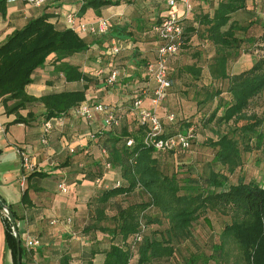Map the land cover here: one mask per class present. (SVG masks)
<instances>
[{"label":"trees","instance_id":"1","mask_svg":"<svg viewBox=\"0 0 264 264\" xmlns=\"http://www.w3.org/2000/svg\"><path fill=\"white\" fill-rule=\"evenodd\" d=\"M130 2L131 0H85L79 15L93 9L96 15L101 16L105 6ZM160 2L161 0H155L152 5L154 9H150L147 16L139 19L137 24H128L127 29L111 22L107 33L92 35L94 40H99L102 44L99 56L94 61L97 71L101 68L108 69V72L120 70L124 64L121 60L128 57L121 51L118 54L108 52L112 39L127 44L142 42L139 38L143 34L145 37L149 35L148 40L154 44L156 54L158 36L153 26L161 22L165 14ZM6 10V0H0V11L5 14ZM243 11L250 12L248 21L247 18H236ZM193 15V19L190 18L192 15L183 19L184 39L181 51L192 44L194 35H200L210 43L214 54L207 64L209 78L202 79L205 72L203 61L185 64L177 70L176 76L185 78L183 84L187 89L183 92L193 89L192 99L198 112L216 100L217 103L197 120L194 119L196 115L178 117L175 113L173 120H166L170 129L166 131L164 128L162 136L188 133L190 129L192 133L193 129H209L216 137H208L204 145L213 150V157L201 169H196L193 163L184 167L186 163L183 162L173 173L166 172L163 164L168 163L174 153L190 149L194 135L190 138L188 148L158 150L145 143L149 126L140 122L133 105L139 98H151V92H139L128 98L130 105L125 111L110 103L117 108L121 124L117 127L104 126L107 131L101 136L96 132L97 145L99 149L107 148V160L111 162L113 169H120L121 181L118 179L108 186L103 183L105 169L102 167L100 154V164H95L94 169L90 166L86 174V178L96 185V190L88 200V223L83 229V233L89 237L91 255L105 253L104 264L170 263L177 248L186 240L192 239L193 223L206 211L219 213L226 218L222 240L217 246L219 253L223 251L226 241L234 240L242 250L245 264H264V185L241 178L232 182L230 177L242 164V152L252 151V137L260 143L264 141V135L257 128L260 120L248 114L253 99L264 92V56L257 57L248 69L230 72V65L237 62L243 53H251L256 44L264 43V21L257 15L256 6L249 8L248 0H220L213 14ZM253 26H262L261 33H252ZM90 46L91 43L86 38L72 28L60 26L49 13L29 19L22 28L9 35L0 45V99L5 102L8 113L16 114L14 122L29 123L36 120L38 115L32 108L37 102L43 103V123H46L63 117L86 102L91 84L99 85L102 81L106 86L112 87L121 82L123 85L131 82L133 75L121 70L119 82L109 85L97 71L96 74H89L81 69V64L71 63V57L88 51ZM123 49L130 50L127 45ZM138 53L136 62L141 68L138 79L154 85L146 72V64L155 55L147 59L139 58ZM199 55L197 51L194 53L196 57ZM51 60L54 70L63 73L66 82L84 81L83 87L49 92L40 97L29 94L27 86L34 81L39 69L44 68ZM171 78L173 80L172 69ZM10 100H14V103L8 106L7 102ZM22 110H28L26 116L21 114ZM126 112L134 116L130 121H124ZM161 119L163 123V117ZM224 125L225 129H222ZM129 140L133 141L132 145H128ZM71 153L73 157L69 158L70 161L79 158L77 161L81 162V153ZM219 166L222 167L217 169ZM185 168L187 173L180 172ZM50 175L51 173L39 170L37 166L27 175L21 196V202L26 207L33 206L31 194L40 190L38 181ZM97 178H100L99 183L96 182ZM67 181V177L62 178L57 187L59 183ZM138 190L148 194L149 199L123 203L127 199L125 196L133 195ZM2 200L12 209L18 223L23 216H19L11 205ZM0 212L7 246L12 252L14 264H17L18 247L12 223L1 206ZM154 224H165V227L154 228ZM98 232L109 242L104 251L97 247ZM137 235L142 237L140 241L137 240ZM37 238L41 240L40 237ZM39 245L26 248L21 238V264H30L35 248ZM67 260L68 257H64L61 264H66ZM89 263L92 264V260ZM194 264H198V261Z\"/></svg>","mask_w":264,"mask_h":264},{"label":"crops","instance_id":"2","mask_svg":"<svg viewBox=\"0 0 264 264\" xmlns=\"http://www.w3.org/2000/svg\"><path fill=\"white\" fill-rule=\"evenodd\" d=\"M84 1L46 0L40 6L31 4L27 0L6 2V13L3 14L0 11V45L15 30L22 28L29 19L43 13L51 14V18L62 27H68L65 22L66 14L74 12L78 21H95L105 17L117 27L127 29L128 24H137L139 19L147 16L150 9H154L152 5L155 2V0H131L128 4L103 7L101 16L96 15L93 9H88L85 14L80 16L79 10ZM219 1L193 0V13L213 14ZM151 32L153 31L151 30ZM79 34L86 38L91 46L88 51L75 54L70 58V61L81 64V69L90 74V64L94 63L96 57L99 56L102 44L99 40H94V36L90 34ZM148 37L149 35L145 37L143 34L139 38L142 42L122 43V46H129L131 51L122 48V54L128 57L121 60L124 64L121 65L120 70L125 71L128 75H133L131 82L126 85L121 82L112 87L106 86L102 81L99 85L91 84L87 92V101L112 103L122 107L125 111L129 108L130 103L127 100L131 96L126 87L135 86L137 88L136 94L139 92L148 93L149 88L147 86L149 83L138 79L141 68L136 62L138 52L139 58L150 59L155 55V46L151 40H148ZM137 45L139 48L136 47ZM132 47H134L133 50ZM179 53L172 57V59H178L176 65L178 68L185 65L182 63V55ZM83 85L84 81L66 82L63 73H57L54 70V64L51 60L44 68L39 69L34 76V81L27 86V91L31 95L40 97L43 94L58 90L82 88ZM185 93L181 92L182 95ZM13 103L14 100H10L7 105L10 106ZM5 105V102L0 99V197L11 205L19 216H23L17 223L23 241L25 242L29 237H40L41 239L40 245L35 248L33 259L29 263L61 264L64 257H68L66 264H90V260H92V264H104L105 253L98 252L91 255L89 237L83 233L89 217L88 200L96 190V185L86 178V174L90 170V166L94 169L95 164H100L101 160L99 146L91 141L89 135L92 132H97L101 136L107 131L103 125V114H96L90 123L74 117L73 110L61 118L54 119L52 120L53 127L47 134L45 143L41 140L44 135L43 103L37 102L32 108L38 118L29 123L14 122L16 114L8 113ZM144 106L151 107L150 97L144 99ZM27 112L28 110H22L21 114L26 116ZM158 112L161 117L166 114L162 107ZM126 113L128 117L133 116L130 112ZM70 148H74L76 152L83 155L81 162L77 161L79 158L70 161L69 158L73 157ZM21 149L31 156L39 170L51 173L48 178L38 181L40 190L32 192L33 206L31 207H26L21 202L23 193L20 184L23 169L19 154ZM68 160L69 162H67ZM103 174V183L107 186L113 183L112 180H117L113 176L112 170H104ZM64 177L68 178L66 182L69 185L68 193L61 192L57 187V183ZM97 239L99 240L97 247L104 251L109 242L99 232ZM0 264H14L12 252L7 246L1 212Z\"/></svg>","mask_w":264,"mask_h":264},{"label":"rangeland","instance_id":"3","mask_svg":"<svg viewBox=\"0 0 264 264\" xmlns=\"http://www.w3.org/2000/svg\"><path fill=\"white\" fill-rule=\"evenodd\" d=\"M160 5H162L163 11L166 10V3L164 0H161ZM248 6L250 9H253L254 6L257 8V15L262 18L264 21V0H248ZM250 11V10H249ZM250 12H240L236 15V18L240 20L249 19ZM194 18V15L190 17ZM263 27L262 26H253L251 32L255 35L261 33ZM202 31V28H200ZM192 44L187 46V49L184 48L179 55H182V63H195L202 62L204 63V76L202 79H207V71H208V61H210L211 57L214 54V48L210 43L204 41L200 35H194L191 41ZM200 53L198 57L194 56V53ZM264 56V43H258L251 50V53H243L239 60L230 65V72L237 73L242 70L248 69L252 66L254 60L259 57ZM178 59H172L171 61V69L172 76L174 80V85L168 91V95L165 100L161 103L162 110H165L166 114L163 117L164 128L166 131L169 128V113H176L178 117L191 116L196 115L194 119H200L204 113H207L211 110V108L215 107L217 100L206 106L202 109V111L198 112L195 102L192 99L193 89L188 92L186 90L185 95H182L187 86L183 84L185 82V78L181 79L176 76L177 70L176 67ZM96 66L94 63L90 64L89 72L91 74H96ZM108 69H106L105 74L108 73ZM131 71V70H130ZM104 74V75H105ZM104 78V76H101ZM209 78V77H208ZM203 81V80H202ZM200 81L199 83H202ZM149 83V82H148ZM154 83V82H153ZM149 90L147 92L152 93L153 84L149 83ZM130 93V97L136 95L137 88L135 86L128 88ZM124 113V112H123ZM248 114L256 116L260 120V125L257 127L259 131L264 135V92L260 94L258 97H255L252 101L250 109H248ZM132 117V116H131ZM131 117L126 116V121H130ZM80 123H83L80 121ZM131 123V122H130ZM225 129V125L222 127ZM193 143L190 149L185 151H180L178 153H174V155L169 158L168 163L163 164V169L168 173H173L177 170V166L182 165L183 162L184 167L186 165H190L193 163L197 168L201 169L203 164H206L213 157V150L204 145V141L207 140L208 137H216L213 132L209 129H193ZM251 147L252 151L242 152V164L237 167L236 171L233 174H230L231 181L236 182L237 179L241 178L246 181H254L264 185V141L261 143L255 138L251 139ZM219 166L217 169H220ZM113 176L117 178V180H112L114 183L121 181V171L120 169H112ZM182 173H187L188 170L186 168L182 171ZM111 185V183L109 184ZM127 197L125 202L139 201V200H148L149 196L145 192L138 190L135 194ZM5 214V212H3ZM225 216H221L219 213L213 211L204 212L196 221L193 223V237L190 240H186L183 244H181L176 252L174 258L170 260V263L167 264H186V262H190L194 264L198 261V264H245V260L242 255V250L237 242L234 240H228L224 244V249L222 252H218L217 246L220 244L222 238L221 234L224 229V220ZM154 228L165 227V224L159 226L158 224L153 225Z\"/></svg>","mask_w":264,"mask_h":264},{"label":"built area","instance_id":"4","mask_svg":"<svg viewBox=\"0 0 264 264\" xmlns=\"http://www.w3.org/2000/svg\"><path fill=\"white\" fill-rule=\"evenodd\" d=\"M17 0H6L8 3ZM46 0H28L29 3L40 6ZM166 3V12L161 22L154 24L153 30L156 32L157 46L154 59L149 60L146 64V72L154 81V88L151 96V107L144 106V99H137L134 102V108L141 123L149 126V131L145 138V143L154 146L158 150H171L178 147L188 148L190 145V138L193 136L192 130L188 133H178L172 136H162L164 127L159 109L161 103L168 95V91L173 85L171 78L170 61L172 57L178 54L183 46L184 26L183 19L191 14L193 11V0H164ZM65 22L69 28L74 29L78 33H86L90 35H103L110 30L111 21L108 18L102 17L95 21L77 20V15L74 12L66 14ZM122 43L114 39L108 49L109 53L118 54L122 50ZM105 69L101 68L97 71L99 76H104V80L109 85H114L119 82L122 71L119 69L112 70L105 74ZM105 74V75H104ZM103 114V125L105 127H117L121 124V116L115 106L103 102L86 101L81 103L73 109V115L86 122H92L96 114ZM174 113H169L168 118L174 119ZM53 127L52 120L44 123V135L42 142L47 141V134ZM91 141L97 144L96 132L89 135ZM133 141L129 140L128 145H132ZM74 152V148L69 149ZM102 156V166L106 171L112 170L111 162L107 160L108 151L105 147H100ZM22 160V173L20 177V184L24 190L27 181V175L36 168L31 156L25 150H19ZM100 182V178L96 179ZM119 184V183H118ZM59 190L63 193L69 192V187L65 182L59 183ZM4 211V210H3ZM5 212V211H4ZM6 215V212H5ZM142 237L137 235V240ZM40 244L37 237H29L25 240L26 248L35 247Z\"/></svg>","mask_w":264,"mask_h":264},{"label":"water","instance_id":"5","mask_svg":"<svg viewBox=\"0 0 264 264\" xmlns=\"http://www.w3.org/2000/svg\"><path fill=\"white\" fill-rule=\"evenodd\" d=\"M0 206L6 212V215L8 216V218L10 219V221L12 223V228H13L14 235L16 237L17 247H18L17 264H21L22 263V260H21V237H20L17 221L15 220V216H14L12 209L7 204L4 203V201L2 200L1 197H0Z\"/></svg>","mask_w":264,"mask_h":264}]
</instances>
